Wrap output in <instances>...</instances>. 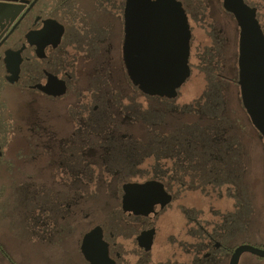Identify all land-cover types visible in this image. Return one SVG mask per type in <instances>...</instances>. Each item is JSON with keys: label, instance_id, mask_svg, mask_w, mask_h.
I'll list each match as a JSON object with an SVG mask.
<instances>
[{"label": "flooded vegetation", "instance_id": "obj_1", "mask_svg": "<svg viewBox=\"0 0 264 264\" xmlns=\"http://www.w3.org/2000/svg\"><path fill=\"white\" fill-rule=\"evenodd\" d=\"M243 2L264 36V0ZM240 41L224 0H0V264H264L247 250L264 252V182ZM185 42L186 83L209 77L202 97L167 108L170 133L121 134L124 120H165L127 91L150 97L130 80V55L160 63ZM22 172L29 211H5ZM136 190L145 206L131 212ZM96 230L90 257L100 234L103 261L84 252Z\"/></svg>", "mask_w": 264, "mask_h": 264}, {"label": "water", "instance_id": "obj_2", "mask_svg": "<svg viewBox=\"0 0 264 264\" xmlns=\"http://www.w3.org/2000/svg\"><path fill=\"white\" fill-rule=\"evenodd\" d=\"M224 8L231 12L241 27L240 43V86L244 106L251 117L254 126L264 141V36L256 19V11L244 4L243 0H224ZM173 30V20L169 24ZM175 29L183 35L186 41V25L180 13ZM188 43L185 42L176 55L163 59L160 63L154 57L143 60L130 55L128 58L129 77L141 92L150 97L175 99L178 91L189 79L191 72L188 66ZM136 195L125 200L124 205L131 212H139L145 206L136 201ZM98 230L89 235L84 242V252L90 260L103 261L100 234L97 239V250L91 259L90 241L95 243ZM96 245V243H95ZM244 250V249H243ZM264 256L260 250L249 249ZM240 251L237 252V254ZM101 264V263H98Z\"/></svg>", "mask_w": 264, "mask_h": 264}, {"label": "rangeland", "instance_id": "obj_3", "mask_svg": "<svg viewBox=\"0 0 264 264\" xmlns=\"http://www.w3.org/2000/svg\"><path fill=\"white\" fill-rule=\"evenodd\" d=\"M264 15V11H263ZM209 77H204L203 75H194L190 81H188L180 90H179V95L178 98L173 101V102H167L162 99L158 98H148L142 95L140 92H138L136 89L131 87L130 85L126 88L127 91L130 93V95L134 98L135 102L139 105H144L145 109L150 108L149 112L151 111H157L162 113L160 117L157 120H164L163 116H165V120L163 123L155 124L153 126H148L144 124H132V121H126L124 120V123L122 124L123 129L120 131L121 134L131 133L132 135L136 134H143V133H170V131L173 130V116H176L175 113H170L169 107H175L178 105H181L185 102L191 101L194 98H201L204 92V89L206 88L207 83L209 80L207 79ZM224 92V93H223ZM221 93L225 95V99L235 101L238 97L236 92H231V91H224V89H221ZM132 102V101H131ZM47 103V102H46ZM134 103L135 105H137ZM46 105L50 106L51 104L47 103ZM13 108L18 107L17 103L12 104ZM171 109V108H170ZM170 113V114H169ZM99 141L104 142V140L100 139L97 140V144ZM156 140H152V138L149 139V143L146 142V146H143L147 148L148 146H154V142ZM262 143L264 144V141L262 142V138L260 135H258V163H257V170H258V180L260 182H264V150ZM94 143V145H97ZM145 144V143H144ZM99 147V146H98ZM26 148V144L23 142H16L13 144L12 149H13V156L17 155V152L20 150H23ZM149 148V147H148ZM99 160V157L96 158V161ZM99 163V161H97ZM99 175L101 176L102 169L99 167L98 169ZM25 174L26 172H22L21 175L20 173L17 174V178L19 184L15 185L12 189V192L9 193L10 199H4L3 202L8 203V210L6 209L5 211H21V212H27V207H26V181H25ZM99 179H101L99 177ZM103 179V178H102ZM262 185V184H261ZM20 193L22 195H20ZM263 193L260 192L259 196H262ZM105 203H97V205L94 207L95 211H101V208H103ZM29 211V210H28ZM104 211V210H103ZM24 214V213H23Z\"/></svg>", "mask_w": 264, "mask_h": 264}]
</instances>
